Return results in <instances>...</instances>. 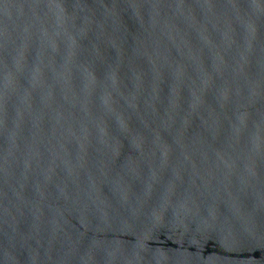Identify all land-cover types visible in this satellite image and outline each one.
Here are the masks:
<instances>
[{"label": "water", "instance_id": "1", "mask_svg": "<svg viewBox=\"0 0 264 264\" xmlns=\"http://www.w3.org/2000/svg\"><path fill=\"white\" fill-rule=\"evenodd\" d=\"M0 264H264V0H0Z\"/></svg>", "mask_w": 264, "mask_h": 264}]
</instances>
